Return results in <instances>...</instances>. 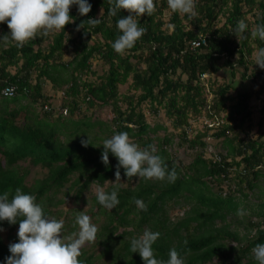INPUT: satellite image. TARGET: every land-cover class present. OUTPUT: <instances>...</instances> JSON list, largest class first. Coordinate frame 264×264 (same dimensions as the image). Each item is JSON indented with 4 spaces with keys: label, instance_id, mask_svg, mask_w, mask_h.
I'll return each instance as SVG.
<instances>
[{
    "label": "trees",
    "instance_id": "obj_1",
    "mask_svg": "<svg viewBox=\"0 0 264 264\" xmlns=\"http://www.w3.org/2000/svg\"><path fill=\"white\" fill-rule=\"evenodd\" d=\"M87 2L92 5L87 16L79 15L78 5L71 7L74 22L67 24L64 30L47 37L38 35L19 48H5L0 43V153L4 156V161L0 160V195L7 192L11 199L20 188L23 193L34 195L45 215L51 217L52 207L65 202V198L58 195L72 176L75 180L65 194L70 196L74 192L76 200H80L93 183L103 185L115 178L118 160L109 153V164L102 163L103 141L116 133L127 132L141 149L154 145L156 154L164 159L169 171L175 168L178 178L174 182L140 178L135 187L112 186L105 192L110 193L118 186L119 204L111 210L100 205L94 195L92 210L97 211H92L93 215L104 218L96 236L97 245L103 249L99 254L82 249L79 257L82 264H97L95 260L108 252L118 264H144L139 253H131V240L126 238L143 226L160 233L152 246L157 259L166 261L169 250L175 248L182 259L187 258L185 264H219L213 263L215 258L224 260L227 250L236 249L222 240L230 237L242 242L243 238L237 232L228 231L227 227H217L216 221H224L227 212L237 211L242 203L237 195L242 192L247 199L246 187L255 189L264 176V139L261 135L255 138L241 137L237 133L229 135L242 128L251 117L248 106L251 94L241 92L233 96L229 94L232 83H228L214 88L213 96L208 99L205 89L209 90V85L202 81L205 79L201 75L211 76L224 68L234 73L237 67H243V77L264 82V69L251 59L255 50L264 48V41L250 35L257 25H264V0H196V17L174 13L167 0H161L160 4L155 0L156 10L152 15L135 17L139 26L147 30L145 35L123 55L117 54L112 44L121 34L116 27L117 21L128 12L119 10L115 16H110L108 0ZM166 9L171 11L168 22L163 18ZM221 15L225 20L222 25H216ZM90 18H99L100 23L92 28L86 21ZM241 19L248 29L244 33L247 38L239 41L234 34ZM82 22L84 28L77 31ZM8 33L7 24H0V37ZM201 36L206 37V44L193 46L192 42ZM44 42L48 44L47 50L42 47ZM65 49L71 51L68 61L61 60ZM95 58H101L108 65L101 75L92 67ZM250 66L258 67L251 69ZM92 74L95 78L89 77ZM130 78L129 90L121 94L119 85L128 83ZM46 80L64 93L59 108L44 91ZM12 83L17 85L18 93L13 97L3 96L4 87ZM24 98L28 99L26 104L13 106ZM145 102L155 113L163 107L172 127L179 130L182 142H188L192 148L200 147L190 164L181 165L173 160L169 150L172 134L163 138L156 135L164 125L152 126L147 121L142 106ZM228 102L232 103L228 114L223 116L228 123L211 134L205 127L204 131L189 137L192 120L201 115L212 117V112L221 116ZM38 103L42 109L45 104L49 108L38 113L35 111ZM98 104L111 107L114 114L111 121L79 115L84 105L92 108ZM64 107L67 113L63 112ZM23 110L26 112L20 118ZM56 113L58 115L54 116ZM262 113L264 116V100ZM208 135L228 145L225 155L218 153L224 165L204 157L207 146L204 138ZM88 139L90 144L82 146L81 140ZM21 161L46 167L48 174L28 185V169L20 164ZM185 169L189 170L188 174ZM120 172L121 176L125 175L123 168ZM225 179L235 188L230 187L223 194ZM182 197L194 199V204L184 218L168 229L167 204ZM134 198L142 200L147 210L139 209ZM257 214L264 217V200ZM193 221L197 224L194 227L198 230L196 236L190 232ZM248 222L247 226L255 233L246 239L242 254L234 259L235 264H258L252 255L243 262V256L257 244H264V221ZM73 224L70 222V232L77 229ZM0 228L9 231L6 238L0 235V264H6V258L11 255L9 245L18 242L19 222L10 225L0 221Z\"/></svg>",
    "mask_w": 264,
    "mask_h": 264
},
{
    "label": "clouds",
    "instance_id": "obj_2",
    "mask_svg": "<svg viewBox=\"0 0 264 264\" xmlns=\"http://www.w3.org/2000/svg\"><path fill=\"white\" fill-rule=\"evenodd\" d=\"M108 3L110 16H115L119 10L128 12V15L117 21L116 27L121 34L112 44L114 51L123 55L147 31L139 26L135 17L152 15L156 6L154 0H108ZM167 4L174 13L190 17L198 15L196 0H167ZM73 5H78L80 16H87L92 8L87 0H0V24L6 23L9 29L8 34L0 37V43L5 48H19L38 35L47 37L64 30L67 24L74 22L70 15ZM86 21L92 28L100 23L99 18ZM81 28H84V22L77 26V31ZM247 29L248 25L243 19L238 21L234 35L239 41L247 38L244 36ZM250 35L253 39L264 41V25H257ZM254 62L264 69V48L254 53ZM81 144L87 147L89 139L81 140ZM109 153L118 160L116 181L121 180V168L128 179L138 177L174 182L178 178L175 168L169 171L164 159L156 154L154 145L141 149L130 140L127 132L116 133L103 141L101 160L105 166L109 164ZM96 197L100 205L109 210L114 209L119 204L118 186L110 193L98 188ZM134 200L139 209L147 210L142 200ZM237 215L243 217L245 212L238 209ZM0 221H7L10 225L19 222L18 242L9 245L11 255L6 258V264H82L79 259L82 248L95 242L98 233V227L92 223L91 217L78 211L73 224L78 230L64 235L63 219L46 216L43 207L36 202V197L23 193L20 188L15 190L11 199L7 192L0 195ZM0 231L3 229L0 228ZM159 237V232L144 231L138 238L131 239V253H139L144 264H184L175 248L169 250L166 261L156 258L152 246ZM252 253L258 264H264V244H257Z\"/></svg>",
    "mask_w": 264,
    "mask_h": 264
},
{
    "label": "rangeland",
    "instance_id": "obj_3",
    "mask_svg": "<svg viewBox=\"0 0 264 264\" xmlns=\"http://www.w3.org/2000/svg\"><path fill=\"white\" fill-rule=\"evenodd\" d=\"M157 2L160 4L161 0H157ZM155 3V0H154ZM101 11V10H100ZM183 15L182 13H180ZM171 16V11L169 9L164 10L163 18L164 21H169ZM248 17L251 21H254V17L251 14H248ZM225 18L221 15L219 19L216 22V25H222ZM255 24L251 25V28H254ZM37 47V45H36ZM42 47L47 50L48 44L43 43ZM257 50H255L256 52ZM254 52V53H255ZM254 53L251 56L252 61H254ZM71 59V51L68 49H65L63 51L62 55V61H68ZM252 66V65H251ZM250 66V67H251ZM92 67L97 72V75H101L107 68L108 65L102 61L101 58H95L92 60ZM258 67V66H257ZM257 67H251L257 68ZM244 68L243 67H237L234 70V73L231 69L224 68L221 69L218 73L212 74L208 78H205V80H202L204 83H207L209 85L208 88L205 89L206 95L208 99H210L213 96V89L218 87L221 84H228L232 83V88L229 90V94L233 96H238L241 92H248L251 94V97L248 102L249 109L252 111L251 117L247 122L244 124L242 128L237 129L236 131H231L230 136H233L234 134H238L241 137H257L258 135H261L264 139V116L262 113V106H263V100H264V82L259 80L258 78H247L243 77L242 72ZM252 71L249 70L248 74L251 75ZM35 74V73H34ZM33 74V75H34ZM65 75V74H63ZM35 76V75H34ZM96 75H89L91 78H95ZM185 77V76H183ZM251 77V76H249ZM132 79L130 78L128 83L126 84H120L119 85V92L121 94L126 93L129 90V85L131 83ZM44 91L51 96V102L55 107L59 108L63 102L64 93L62 90L56 89L53 87V83L50 80L45 81V88ZM28 102L27 98L22 99L18 103H13V106H19L20 104H26ZM232 102L227 103V109L226 111L222 112V115H227L229 111V104ZM36 112L41 113L44 110L42 109V105L38 103L36 104ZM143 110L145 112L147 121L152 125H156L157 123L163 124L164 128H162L157 132V136L163 138L166 134H172L173 137V143L171 146H169V150L172 153L173 160H176L181 165H188L190 164L195 157L197 156V153L200 152V147L192 148L189 146L188 142H182L181 136L179 135V130H176L172 127L171 120L166 116L165 109L163 107H159L158 112L155 113L153 110L150 109L149 104L147 102L142 104ZM26 110H23L21 112L20 118L23 117ZM82 114H86L87 116L92 117V119H100L103 121H111L113 117V111L110 106L108 105H102L98 104L95 107L92 108H86V105L83 106V111L79 115L82 116ZM58 113H56L54 116H57ZM203 115H201V119L192 120V126L189 128L188 132L191 136L194 137L199 131H204L205 129V123L203 121ZM213 131L210 132V134ZM151 136H154V134H150ZM131 140V139H130ZM204 140L207 142V146H205V154L204 157H213L215 153H222L226 154L228 145L224 143V141L219 140L218 138H215L214 136L208 135L204 138ZM134 142L133 140H131ZM154 143H157L156 138H154ZM0 160L4 161V156L0 153ZM20 164L28 169V174L26 176V183L28 185H31L36 180L41 179L45 177L48 174V168L43 167L41 165H31L28 161H21ZM185 172L188 174L189 170L185 169ZM183 172V174L185 173ZM185 173V174H186ZM75 180V176H72V179L70 182L66 183V186L62 188L61 193L58 195L59 197H64L65 202L62 204L52 207L54 214L51 216L56 219H63L64 221V229L63 234L64 235H70L72 232L69 231V225L70 222H74L75 216L77 215L78 211H83L85 214L89 215L91 217L92 223H94L98 227V231L100 229V226L103 223V216L101 215H93L92 211H97V209L92 210L93 207V201L92 197L96 195V190L98 188H103V190H107L111 188L112 186L119 185L121 187H127V186H133L135 187L140 178L136 177L135 179H128L126 175L121 176L120 181H116V177L108 180L103 185H99L97 183H93L89 189L86 190L84 193V196L80 200H76L73 197V193L71 192L70 196H66L65 191H68L72 181ZM188 185V184H187ZM246 190L249 192V196L247 199H244L241 194H238L237 197L242 199V203L240 204V207L238 209H242L245 212V215L243 217L237 215V211H230L226 213V218L224 221L221 219L217 220V227H227L228 231L230 232H237L239 234L240 238H243L242 242H239L238 240H234L230 237L224 238L222 241L225 242L227 245H231L236 247L234 250H227L225 259L221 260V258H215L213 263H219V264H235L234 259L238 255L242 254V250L245 248L246 239H250L251 236L255 233L254 229H250L248 225V221H258L263 220L264 217H259L257 212L259 211V205L264 200V176L261 177L258 182L257 186L253 190H248L246 187ZM194 199L190 200L187 198H180L178 201H171L167 204V215L169 217V220L166 221V226L168 229H172L173 225L180 221L182 218L185 217L187 211H190L193 204ZM186 211H185V210ZM237 209V210H238ZM264 223V222H263ZM196 222H192L190 232L192 235L196 236L198 235V230L194 228L196 226ZM129 229H132L130 226ZM198 229V228H197ZM76 229L75 231H77ZM150 230L148 227L143 226L141 229H139L138 232H136L134 235L128 234L127 239L131 240L133 237L137 238L144 233V231ZM121 231V229H120ZM74 232V231H73ZM7 234H9L8 230L0 231V235L2 237L6 238ZM246 237V238H245ZM7 242V241H6ZM98 237H96L95 242L86 244L82 249L88 250V252H94L95 254H99L100 251L103 249L101 245H97ZM253 249V248H252ZM252 249L250 250V253L243 256V262H246L248 260L247 256L253 255ZM110 252L106 253V255H103L100 258H97L95 261L97 264H118V262L112 258ZM187 258L183 259L184 264L185 260ZM211 264V263H208Z\"/></svg>",
    "mask_w": 264,
    "mask_h": 264
},
{
    "label": "built area",
    "instance_id": "obj_4",
    "mask_svg": "<svg viewBox=\"0 0 264 264\" xmlns=\"http://www.w3.org/2000/svg\"><path fill=\"white\" fill-rule=\"evenodd\" d=\"M206 40L207 39H206L205 36H201L198 40L193 41L192 42V45L193 46H200L202 44H206ZM201 76H202L203 79H205V78H208L209 77V74L204 73ZM17 93H18V87H17L16 84H13V83L10 84V85H7L2 90V95L5 96V97H13ZM48 108H49V105L48 104H45L43 109L46 110ZM63 112L64 113H67L68 112L66 107L63 108ZM223 116L224 115H221L220 116L217 113H213V112H212V117H209V116L207 117L206 115H203L202 117H203V121L205 123V127H208V129H209L210 132L211 131H213V132L216 131L219 127L222 126V124L228 123V122H226V119L223 118ZM198 119H201V116H199ZM191 126H192V124H191ZM191 126H190V128H191ZM188 130H189V128H188ZM209 158H211L215 162H218L221 165H224L223 158L218 153H215L213 155V157H209ZM242 171H244V169H242ZM212 184L213 185H217V182L216 181H212ZM222 187H223V190H222L223 194H226V190L228 188H230V187L235 188L234 185H232L231 181H229L228 179L223 180Z\"/></svg>",
    "mask_w": 264,
    "mask_h": 264
}]
</instances>
